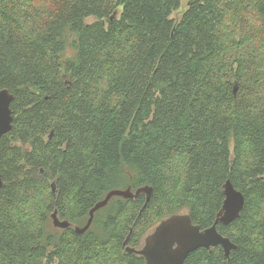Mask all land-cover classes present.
<instances>
[{
	"label": "trees",
	"instance_id": "16d2710c",
	"mask_svg": "<svg viewBox=\"0 0 264 264\" xmlns=\"http://www.w3.org/2000/svg\"><path fill=\"white\" fill-rule=\"evenodd\" d=\"M2 88L0 264H146L126 238L176 213L211 226L226 179L244 206L217 230L236 248L183 264H264V0H0ZM145 185L82 234L52 224Z\"/></svg>",
	"mask_w": 264,
	"mask_h": 264
},
{
	"label": "water",
	"instance_id": "95a60500",
	"mask_svg": "<svg viewBox=\"0 0 264 264\" xmlns=\"http://www.w3.org/2000/svg\"><path fill=\"white\" fill-rule=\"evenodd\" d=\"M13 95L8 89H0V138L12 128L13 115L11 102ZM52 133V132H51ZM51 135V134H50ZM3 179L0 173V187ZM54 191V182L51 183ZM152 187L145 185L132 191L126 189H112L106 193L103 199L97 201L89 210V217L83 226L71 223L67 219H60L57 210L51 213L52 224L56 228L64 229L72 227L78 233H84L91 225L95 211L104 207L113 196L124 198H137L140 193L146 195L149 200ZM224 199L221 208L216 214L211 226L201 229L192 222L187 213H176L162 219L153 230L148 233L141 247L136 248L123 242L126 252L140 254L145 258L146 264H183L188 254L197 248H211L220 245L226 257L229 258L232 249L236 245L230 238L223 236L217 230V224L227 225L239 217L244 206V196L241 191L236 189L229 179L223 184Z\"/></svg>",
	"mask_w": 264,
	"mask_h": 264
},
{
	"label": "rangeland",
	"instance_id": "374dc122",
	"mask_svg": "<svg viewBox=\"0 0 264 264\" xmlns=\"http://www.w3.org/2000/svg\"><path fill=\"white\" fill-rule=\"evenodd\" d=\"M183 4H184V1L182 2ZM179 15V11H175L172 15H171V17H177ZM94 20V18L93 17H89V18H87V22H90V21H93ZM74 53V51L71 49V48H68V50H67V56H71L72 54ZM54 264V263H53Z\"/></svg>",
	"mask_w": 264,
	"mask_h": 264
}]
</instances>
